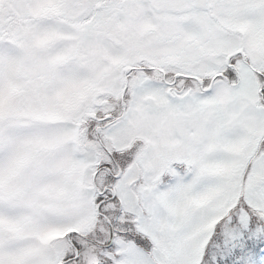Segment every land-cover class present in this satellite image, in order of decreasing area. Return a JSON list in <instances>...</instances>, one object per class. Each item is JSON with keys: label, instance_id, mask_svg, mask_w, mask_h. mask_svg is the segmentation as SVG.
Segmentation results:
<instances>
[{"label": "snow or ice", "instance_id": "snow-or-ice-1", "mask_svg": "<svg viewBox=\"0 0 264 264\" xmlns=\"http://www.w3.org/2000/svg\"><path fill=\"white\" fill-rule=\"evenodd\" d=\"M0 264H264V0H0Z\"/></svg>", "mask_w": 264, "mask_h": 264}]
</instances>
